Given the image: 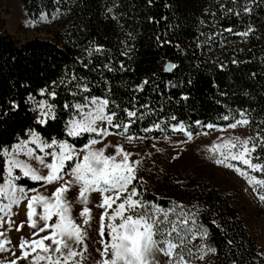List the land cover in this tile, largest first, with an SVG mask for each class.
I'll return each mask as SVG.
<instances>
[{
  "label": "trees",
  "instance_id": "16d2710c",
  "mask_svg": "<svg viewBox=\"0 0 264 264\" xmlns=\"http://www.w3.org/2000/svg\"><path fill=\"white\" fill-rule=\"evenodd\" d=\"M22 2L32 19L57 14L62 25L52 37L17 42L0 16V175L4 148L25 139L29 129L74 147L98 139L93 133L67 134L74 105L93 96L109 100L108 113H117L114 123L134 121L127 134L146 142L184 133L173 131V125L196 134L210 131L208 124L225 127L243 113L248 137L257 144L253 161L264 164L259 143L264 136V0ZM166 61L175 65L171 73L164 72ZM42 98L56 113L45 124L37 122L34 106ZM126 109L136 117H127ZM108 129L122 133L123 127ZM15 173L16 184L26 189L43 184ZM133 184L145 201L171 207L170 199L157 197L149 185ZM191 198L197 237L206 250L200 259L202 246L194 250L189 234L184 254L191 264H264V248L256 245L226 195L197 190ZM201 225L208 229L206 237L200 235ZM211 248L216 251H207Z\"/></svg>",
  "mask_w": 264,
  "mask_h": 264
},
{
  "label": "snow or ice",
  "instance_id": "6c2138e0",
  "mask_svg": "<svg viewBox=\"0 0 264 264\" xmlns=\"http://www.w3.org/2000/svg\"><path fill=\"white\" fill-rule=\"evenodd\" d=\"M173 67L175 65H169V69ZM49 95L55 97L56 92L52 91ZM108 105V99L95 96L90 100L85 98L84 103L75 104L74 107L79 110L80 118L69 119L67 134L81 136L84 133H96L97 136L106 137L111 133L108 128L99 126L104 122L109 127L117 129L123 127L127 131L129 124L134 121L129 120V124L114 123L117 113L113 111L109 114ZM64 107L68 108L69 105L65 104ZM38 109L37 122L39 124L47 123L49 118H56L54 105L40 102ZM125 111L129 118L137 115L135 111L127 109ZM240 115L241 119L236 120L235 123H229V128L235 129L238 125L249 124L244 114ZM223 119L228 120L229 117L224 116ZM197 123L200 122L197 121ZM155 127L159 128L160 125L157 124ZM207 127L213 128L215 125L208 124ZM144 130L149 131L150 129ZM173 131H183L189 139L192 137V132L185 129L183 124L173 125ZM29 136L30 141H21L12 145L13 154L10 155L7 148L3 150V155L7 159L4 183L0 184V198L7 199L9 203L0 207V211L10 209L12 204H18L21 200L27 199V221L34 230L33 235L38 238L22 239L20 248L23 250L25 245H28L31 253H35L31 256V264H41V262L81 264L83 252L77 251L76 248L83 244L88 233L72 218V205L64 195L73 184L79 185V202L85 205L79 213L84 225H88L92 219L91 210L87 207V194L97 192L103 195L102 203L97 205V207L104 208V212L99 216L98 232L100 236H103L107 230L110 240L100 241L103 244V250L97 249L101 260L96 264H158L157 253L169 258L167 264H190L185 258L184 247L189 234L192 239L196 238V213L185 212V206L175 201H172V206L165 210L154 202L143 200L142 194L133 184V181L138 178V165L141 161H130L132 153L126 151L122 145H115V153L106 155L108 145L98 149L93 147L101 142L95 138H89L88 143L77 151L66 140L58 141L53 137L51 143H48L32 129H29ZM127 139L131 142L134 137L128 136ZM30 142L35 144L44 155H36L34 148L27 147ZM259 143L260 146H264V136L259 137ZM237 147L239 151H232ZM57 148L59 151L56 150ZM221 148H226L228 151H219V158L215 159V163L234 169L247 180L248 184L253 187V191L261 189L262 191H258V197L261 202H264V179H257L256 176L250 175L248 171L230 162L241 161L253 172H264V164L253 163L249 158L257 148L254 138L251 136L245 139L232 137L224 140L223 144L214 145L210 151L216 152ZM45 149H52V151L45 152ZM20 152L37 160L43 168L48 170L47 175L40 174L30 164L17 158ZM45 156H50L52 162L46 163ZM68 161H73L72 164L67 165L70 171L66 170ZM14 168L20 169L23 176L30 177L34 181H43L46 185L60 183V186L55 188L50 197L34 194L31 198H27L25 188L18 187L15 183L19 177L13 175ZM65 175L70 176L71 179L65 180ZM31 191L35 192L34 189ZM114 204L115 208H113ZM37 205L42 206V213L36 212ZM177 208L180 209L178 213ZM108 209H112L111 213ZM170 215H174L175 218L170 219ZM34 216L39 217V221L43 222L42 225L34 219ZM53 217L56 219L49 223ZM190 223L191 226H189ZM23 226L21 224L17 231ZM41 233L44 235H40ZM207 234L208 229L201 225L200 235L206 237ZM45 241L50 243H45ZM87 247V244H83L84 251H87ZM3 250L4 242H0V251ZM200 251L204 253L205 248L202 247ZM207 251L215 252L216 249L211 248ZM29 255L28 251H23L24 259H27ZM187 255H193L191 249H188ZM13 256H15L14 253ZM76 257H80V260L77 261ZM17 259L19 257L12 259L10 264H16ZM200 259H203V254Z\"/></svg>",
  "mask_w": 264,
  "mask_h": 264
},
{
  "label": "rangeland",
  "instance_id": "374dc122",
  "mask_svg": "<svg viewBox=\"0 0 264 264\" xmlns=\"http://www.w3.org/2000/svg\"><path fill=\"white\" fill-rule=\"evenodd\" d=\"M0 16L3 20L4 29L17 42H24L34 37H52L62 25V19L57 14L47 15L42 13L37 18L32 19L25 11L22 0H0ZM40 102H47L49 104L44 98L35 101L34 106L38 114V105ZM78 111L76 109V113L72 118H80ZM99 126L109 127L106 122ZM108 131L111 134L106 137L100 136L97 140L101 142L93 147L98 149L108 145L105 154L113 155L115 153V145H122L126 151L132 153L130 161H141L138 165V178L136 179L138 184L144 183L149 185L150 189L159 198L167 196L171 202L175 201L177 204H183L185 206L184 211L189 214L195 213L196 211L195 200L191 198V194L195 191H217L220 194L226 195L229 198V203L241 216L249 235L254 239L256 245L264 248V202H261L258 197V191L262 190L258 189V191H253V187L248 184L247 180L234 169L228 168L223 164L215 163V159L219 158V151L227 152L228 150L226 148L218 149L216 152L210 151L214 145L223 144L224 140L231 139L232 137L247 138L248 124L243 126L238 125L235 129L229 128L228 125L225 127L216 126L210 131L192 134L191 139L185 133H182L179 135H164L152 138L149 142H146L143 138L136 137L129 142L127 137L132 135L127 134L124 128L122 129V135L109 129ZM42 139L51 143V140ZM26 140L30 141L29 134L25 139L15 144ZM27 147L34 148L36 155H44L31 142ZM75 148L79 151L83 146ZM7 150L10 155L13 154L12 146ZM56 150L59 151L58 148ZM239 150V147L232 149V151ZM50 151L52 149H45V152ZM17 158L30 164L40 174L47 175L48 170L43 168L33 157H29L24 152H20ZM249 158L253 163H256L253 161L252 153ZM6 159L4 157V172L0 175V184L4 183ZM45 161L46 163H51V157L45 156ZM230 162L234 166L248 171L250 175L256 176L257 179H264V172H253L241 161ZM72 163L73 161H68L66 162V166ZM16 171L23 176L21 170L18 168L13 169L14 176H16ZM26 178L30 179V177ZM64 179L69 180L71 177L65 175ZM17 186L23 187L20 185ZM59 186L60 183L46 185L43 182L41 186L33 188L35 192L31 191L33 189L25 188L26 196L27 198H31L32 195L38 194L50 197L55 191V188ZM169 186L175 187L176 190L169 191L167 188ZM64 195L72 205V218L88 233V236L85 237L83 242V244H87L88 246L87 251L83 250V244L76 248L77 251L83 252L81 264H96L97 261L101 260L97 249L103 250V244L100 241L104 240L107 242L110 240L107 230L103 236H100L98 232L99 216L104 212V208L97 207V205L102 203L103 195L97 192L87 194V207L90 208L92 217L88 225H84L83 218L79 217L80 211L85 206L79 202V185L73 184ZM8 203L9 201L7 199L0 198V207ZM115 207L116 205L114 204L113 208ZM27 211V199L21 200L18 204H12L10 209L0 211V242H4V250L0 251V264H10V261L17 257L19 259L16 260V264H31V256L35 255V253H31V248L28 245H25L23 250L20 248L22 239L32 240L38 238L33 235L34 230L28 224ZM42 211V206L37 205L36 212L42 213ZM111 211L112 209H108L109 213ZM179 211L180 209L177 208L176 212L178 213ZM174 218V215H170V219ZM34 219L42 225L43 222L39 221L38 216H34ZM55 219L56 217H53V220L49 221V223H52ZM105 222L107 223V218ZM21 224L24 226L17 231V228ZM189 226H191V223ZM196 232L199 234L197 230ZM197 234L195 239H189L194 245V250L197 249L199 244L203 247V242L200 237H197ZM40 235H44V233ZM45 243L50 242L45 241ZM23 251L30 253L27 259L23 258ZM13 253L15 256H13ZM202 254L203 257L206 256V250L204 253L199 252L200 256ZM168 259V257H165L161 253H157L156 255L158 264H167ZM76 260L79 261L80 257H76ZM41 264H46V262H41Z\"/></svg>",
  "mask_w": 264,
  "mask_h": 264
},
{
  "label": "water",
  "instance_id": "95a60500",
  "mask_svg": "<svg viewBox=\"0 0 264 264\" xmlns=\"http://www.w3.org/2000/svg\"><path fill=\"white\" fill-rule=\"evenodd\" d=\"M169 65H173V63L171 61H166L164 66H163L164 72H166V73L172 72L173 68L169 69Z\"/></svg>",
  "mask_w": 264,
  "mask_h": 264
}]
</instances>
